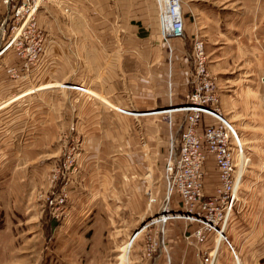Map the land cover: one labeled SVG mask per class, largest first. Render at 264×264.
<instances>
[{
    "label": "rangeland",
    "instance_id": "374dc122",
    "mask_svg": "<svg viewBox=\"0 0 264 264\" xmlns=\"http://www.w3.org/2000/svg\"><path fill=\"white\" fill-rule=\"evenodd\" d=\"M162 1L110 0L115 24L125 21L141 35H149L164 52V61L167 53H174L178 70L186 73V89L180 76L171 79L163 102L146 107L149 111L129 104L150 116L131 117L130 122L118 116L109 121L115 127L145 130L133 135L136 152L123 153L90 151V137L77 134L68 128L67 120L58 119L59 113L66 117L74 111L86 112L92 105L98 107L88 90L87 73L76 71L63 84L36 87L42 84V76L36 73L46 51L73 56V37L96 32L91 19L98 16V8L90 0H12L9 13L18 10L20 14L8 20L0 49L18 30L21 39L0 56V264H173L182 256H188L183 264H203L205 260L211 264H254L252 252L255 259L264 253L261 249L259 254L254 249L248 253L247 248L236 259L226 244L219 241L220 246H215L217 237L212 231L206 234L205 244H195L199 224L183 219L154 222L166 198L165 164L171 142L173 137L180 142L184 124L178 110L159 112L185 105L191 82L214 85L213 107L245 143L249 162L242 173L239 197L264 193V0H172L180 17L173 28L165 26L167 6L160 4ZM6 14L0 0V22ZM173 32L177 34L171 35ZM36 43L44 52L30 64L26 50ZM197 44L204 51L202 74L197 73ZM84 45L89 52L90 39ZM83 52L79 46L78 54ZM74 63L68 61L70 71ZM170 68L171 74L177 70L176 66ZM178 83L184 87L179 96L174 92ZM118 111L125 114V110ZM165 128L172 132L170 141L168 132L162 131ZM152 143L162 149L158 153L162 163L153 159ZM128 155H140L143 166H157L158 172L162 166L163 178L144 169L138 173L132 165L130 174L138 176L124 181L122 164L111 173L110 165L101 163L107 157ZM205 168L210 184L215 185L217 173L211 158ZM204 189L212 195V187ZM129 196L130 201L126 200ZM167 203L168 215L185 211L177 193ZM251 210L246 211L248 216ZM233 211L224 234L235 246L245 232L237 228L240 215L236 208ZM156 241L163 242L165 250L154 252ZM259 263L264 264V258Z\"/></svg>",
    "mask_w": 264,
    "mask_h": 264
},
{
    "label": "crops",
    "instance_id": "0c3cea01",
    "mask_svg": "<svg viewBox=\"0 0 264 264\" xmlns=\"http://www.w3.org/2000/svg\"><path fill=\"white\" fill-rule=\"evenodd\" d=\"M90 1L93 7L96 6L99 11L98 16L95 19H91L92 23L90 22L92 27L93 25H97L96 32L92 33L91 36L82 32L78 38L76 36L73 37L76 41L74 45L75 54L73 56L60 55L59 52L55 54L52 49L46 51L45 57L39 64L36 73L37 76H42V84L36 87L63 84L68 77L74 75V72L84 71L85 75L86 73L88 75V90L92 92L91 96L96 100L98 107L94 108V105H92L86 112L80 113L79 111H74L67 114L66 117L64 116L66 113H59L58 119L67 120L66 122L69 123L67 124L68 128L77 134L90 137L89 150L92 152L135 153L138 144L133 135L145 131L143 130L144 128L136 130L130 127H115L114 125H109V121L114 120L118 116L122 120L126 118L129 122L131 121L129 119L131 117L141 119L144 115L150 116L145 112L138 113V110L130 108L129 104L132 103L139 107H145L140 111H149L146 107L153 108V106L163 102V97L166 96L167 83L171 79L174 81V79L177 80V76H180L184 80L181 83L185 82L186 89V73L183 75L184 70H178L176 63L177 55H174V53H167L166 61H164V52L160 46L153 44L149 35H141L131 27L130 23L125 21L115 24L110 0ZM64 2L66 5L67 2ZM83 4L84 1H81V7H83ZM81 7L77 5V8ZM83 22L87 23L85 20ZM88 39L91 41L89 52L85 49L84 45ZM79 46L84 48L82 54H78ZM72 60L75 63L72 64L70 71L68 61ZM172 66H176L177 68V70H173L175 74H171L169 71ZM76 84L80 85L81 83L76 82ZM174 86V92L177 96L183 94L184 87H181L180 83ZM46 89L44 88L42 90L45 91ZM48 89H51V87ZM119 109L125 110V114L122 115L123 113L119 112ZM126 111H136L137 113H128ZM166 111L169 112V110ZM166 111L161 110L159 113H167ZM105 121L106 123H104ZM162 131L165 133L168 132V141H170L169 136L172 135V132L170 134L169 129L167 131L166 128ZM153 135L156 136L155 133ZM102 136H105L106 139H101L100 137ZM151 139L156 141L155 138ZM150 147L155 149L156 156L153 158L155 162L158 159L162 163V158L158 156L159 150L162 151V149L158 145L155 146V143L150 144ZM133 157L135 156L128 155L116 159L107 157L101 160V163L107 162L105 165H110L108 167L112 168L111 173L115 171V166L122 164L121 177L124 181L128 176H133V178L138 176V174H130L132 165L134 169L137 167L138 173L144 169L148 172L159 173L163 178L162 166L158 172V167L154 166V168H151L148 162L149 166L147 164L143 166V159L140 155H137L135 158ZM114 178L112 176L111 180L113 181ZM244 196L241 195L239 197L235 211L240 215L237 228L243 233L245 232L244 238L237 241L235 246L232 243L230 244L234 248L237 256L236 259H239L241 253L247 248L248 253L252 249L254 251L257 250L256 254H259L258 251L260 249L264 252V193H250ZM127 199L130 201V196ZM250 201H252V205H249ZM254 201H257L256 205L253 203ZM250 208L252 210L250 216H248L246 211ZM178 229L179 234L180 230ZM220 244L223 243L221 242ZM220 244L217 245L215 243V246L218 248ZM263 258L264 253L258 255L256 259L253 252L250 255V260H253L254 264H260L259 262ZM184 260L188 261V256L176 257L173 264H183Z\"/></svg>",
    "mask_w": 264,
    "mask_h": 264
},
{
    "label": "built area",
    "instance_id": "2783aa9c",
    "mask_svg": "<svg viewBox=\"0 0 264 264\" xmlns=\"http://www.w3.org/2000/svg\"><path fill=\"white\" fill-rule=\"evenodd\" d=\"M165 2L166 0H163L160 4L166 6ZM11 3L12 0H3L7 14L0 22V40L4 36L8 20L12 19L13 16L18 17L20 14L18 10L14 14L11 11L9 13ZM168 5L170 8H175L172 7V0H168ZM29 16H31V10ZM25 22L26 20L23 24ZM173 27L174 24H172ZM20 32L21 30H18L12 39L0 49V56L17 39L20 41ZM170 34L176 35L177 32ZM43 52L44 47L38 43L30 46L26 50L30 64L37 61V57ZM194 55L199 62L197 73L202 74L204 73L202 66L204 51L201 44L195 46ZM190 85L192 91L187 96L185 105H181L177 109H170L172 112L166 111L167 113H163L172 114L178 110L183 114L184 124L180 142L177 143L174 137L171 142L170 154L165 164L166 198H164V205L154 222L164 224L171 219H183L199 224V228L194 234L195 244H205L206 234L212 231L216 237H222V243L228 246L236 258L235 251L232 245L230 246L231 243L225 236L224 231L238 203V187L242 182V173L248 168L249 159L246 156L244 145L241 147L238 142V133L235 132L233 125L213 107V103L216 101L214 85L210 81L199 84L191 82ZM210 158L217 173V183L215 185L210 184L208 171L205 168ZM207 186L212 187L211 196H208L205 192L204 188ZM174 193H177L179 199L184 203L185 211L181 213L172 212L171 215H168L167 202ZM161 234H163V231H161ZM191 242L188 244L191 245ZM152 250L160 253L165 250V245L163 242L156 241ZM203 264L211 263L210 260L209 262L205 260Z\"/></svg>",
    "mask_w": 264,
    "mask_h": 264
},
{
    "label": "bare ground",
    "instance_id": "6f19581e",
    "mask_svg": "<svg viewBox=\"0 0 264 264\" xmlns=\"http://www.w3.org/2000/svg\"><path fill=\"white\" fill-rule=\"evenodd\" d=\"M164 4L167 6L165 11H164V15H163V17H164L163 20L165 22V26L166 27H171L172 23L174 25H176L178 23V20H179V16H178L177 10L175 8H170L169 7L168 0H166V2ZM169 112H172V110H170ZM235 132L237 133L236 129H235ZM237 139H238V142H239L241 147H242V145L245 146V143L240 140L238 135H237ZM219 241H220V243L222 242V237H217V239H216L217 245H219V243H218Z\"/></svg>",
    "mask_w": 264,
    "mask_h": 264
}]
</instances>
